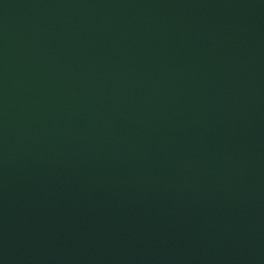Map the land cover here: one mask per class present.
<instances>
[{
  "label": "water",
  "instance_id": "water-1",
  "mask_svg": "<svg viewBox=\"0 0 264 264\" xmlns=\"http://www.w3.org/2000/svg\"><path fill=\"white\" fill-rule=\"evenodd\" d=\"M0 264H264V0H0Z\"/></svg>",
  "mask_w": 264,
  "mask_h": 264
}]
</instances>
